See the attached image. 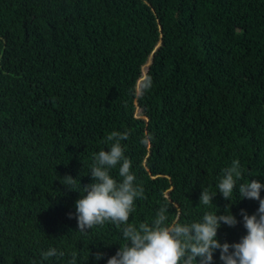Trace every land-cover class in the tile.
<instances>
[{
	"label": "trees",
	"instance_id": "trees-1",
	"mask_svg": "<svg viewBox=\"0 0 264 264\" xmlns=\"http://www.w3.org/2000/svg\"><path fill=\"white\" fill-rule=\"evenodd\" d=\"M113 131L127 133L143 188L130 223L161 207L191 223L230 205L238 223L217 238L239 242L241 210L259 207L239 183L264 184V0H0V264H70L74 252L107 264L126 243L115 224L81 233L76 218ZM234 160L231 201L200 204ZM50 248L64 256L44 260Z\"/></svg>",
	"mask_w": 264,
	"mask_h": 264
},
{
	"label": "clouds",
	"instance_id": "clouds-1",
	"mask_svg": "<svg viewBox=\"0 0 264 264\" xmlns=\"http://www.w3.org/2000/svg\"><path fill=\"white\" fill-rule=\"evenodd\" d=\"M126 139L127 133L118 131L106 137L105 142L110 143V148L94 154L90 168L93 182L82 187L83 194L75 202L79 232L86 233L105 222L121 229L126 243L107 260V264H213V254L217 250L223 264H264V199L261 198L264 184L258 180L239 183L240 197L257 200L259 207L252 215L241 210L247 233L237 243H221L217 238L221 224L234 227L238 223L230 205L225 208V214L205 212L200 221L191 223H181L179 219L168 222L166 207L159 209L151 223H130L134 202L143 197V188L135 183L136 176L130 171L131 160L124 154L121 141ZM118 164L119 182L110 175V170ZM241 179L240 162L234 160L222 170L216 185L218 191L203 189L199 203L213 204L217 192L231 201ZM61 181L74 190L69 186H74L76 179L66 176ZM57 255L63 257L64 252L56 248L42 252L44 260ZM102 256L103 253L97 252L95 259L100 260ZM76 260L74 252L70 264H76Z\"/></svg>",
	"mask_w": 264,
	"mask_h": 264
},
{
	"label": "rangeland",
	"instance_id": "rangeland-1",
	"mask_svg": "<svg viewBox=\"0 0 264 264\" xmlns=\"http://www.w3.org/2000/svg\"><path fill=\"white\" fill-rule=\"evenodd\" d=\"M260 128H262L263 126L262 125H259Z\"/></svg>",
	"mask_w": 264,
	"mask_h": 264
}]
</instances>
